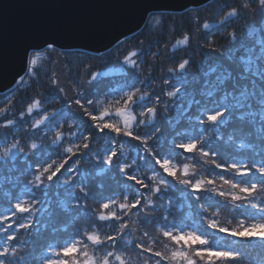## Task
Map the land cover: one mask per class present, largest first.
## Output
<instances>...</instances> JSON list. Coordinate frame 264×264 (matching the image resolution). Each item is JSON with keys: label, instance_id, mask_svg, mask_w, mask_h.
I'll use <instances>...</instances> for the list:
<instances>
[{"label": "snow or ice", "instance_id": "6c2138e0", "mask_svg": "<svg viewBox=\"0 0 264 264\" xmlns=\"http://www.w3.org/2000/svg\"><path fill=\"white\" fill-rule=\"evenodd\" d=\"M213 7V16L218 17L215 24L200 23L198 14L190 17L197 23L196 33L207 30L202 40L191 31H184L175 43L165 44V49L174 53L195 42L198 50L218 52L233 61L238 51L234 25L250 13L261 18L264 30V0H217ZM155 21L159 26L156 31L163 32L164 19L156 17ZM229 27L232 31H228ZM256 31L253 28L248 36ZM217 33L232 47H217ZM70 35L64 28L38 32L37 43L25 46L21 52L23 67L12 81L15 87L9 91L14 94L16 88L24 85L25 75L35 76L37 61L59 52L56 45ZM256 44L258 50L255 45L246 47L247 55L239 58L244 67L238 77L220 63L204 71L199 99L184 92L188 83L184 73L192 62L190 57L167 68L176 81L170 84L171 77L165 78L163 83L169 89L157 94L152 90V68H148L146 76L142 57L159 59V47L149 52L143 48L121 52L118 46L114 54L120 58L121 70H128L124 75L130 79L103 97L94 89L107 73L92 71L91 65L84 64L83 76L77 74V79L66 81L74 93L71 97L62 86L60 74L53 70L47 79L50 90L43 102L33 96L13 117L7 115L9 107H0V129L6 130L0 134V162L15 163L20 158L26 166L21 174L31 177L24 183L21 195L14 202L8 201V206L0 211V234L4 235L0 264H33L24 254L29 241L18 236L32 234L39 222L38 214L47 211L43 198L54 186L65 194V211L83 212L89 208V200L97 201V193L89 188L86 161L93 172L99 169L106 174L115 170L122 181L119 193L98 201L99 209L104 211L94 213L98 221L108 222L111 231L101 233L86 227L70 240L50 245L36 264H264V259L258 262L251 255L256 249L264 254V38L257 39ZM185 96L186 105L177 110L190 130L172 126L166 133L163 114L171 111L174 101ZM48 103L59 104L60 108L48 111ZM73 106L78 109L79 118ZM69 117L75 123H70ZM29 119L32 123L26 131L32 136L40 135L41 142L32 140L26 150L23 138L12 133ZM230 121H238L241 127L225 136L222 129ZM65 124L69 125V136L63 132ZM236 131L243 136L237 137ZM49 132L52 139L45 145ZM97 138H106L102 151L94 150ZM65 141L69 146L64 147ZM241 149H249L250 154L237 158ZM130 151H135V156ZM180 158L194 163H182ZM197 165L207 175L197 172ZM176 184L183 186L189 207L201 204L202 211L190 225H177L168 214L154 215L156 201ZM201 202L208 207L204 208ZM221 206L240 210L242 218H237L235 226L232 219L226 223L219 220ZM210 208L216 210L209 213ZM154 220L158 222L153 224ZM137 224L147 227L134 237ZM148 227H154L156 235ZM221 234L230 238L228 244L221 243Z\"/></svg>", "mask_w": 264, "mask_h": 264}, {"label": "trees", "instance_id": "16d2710c", "mask_svg": "<svg viewBox=\"0 0 264 264\" xmlns=\"http://www.w3.org/2000/svg\"><path fill=\"white\" fill-rule=\"evenodd\" d=\"M217 0H212L206 5L198 7L196 9H189L182 13H152L148 16L147 21L143 28L133 36L124 39L123 44L118 43L112 49L111 55L109 51L103 53V55H92L83 51H60L52 54L50 58L41 57L34 66L35 76L29 77L25 75L26 83L16 88L14 94L10 91L0 94V107H9L7 115L13 117L14 114L22 110L26 105L25 101L30 100L33 96H39L42 99L49 93V87L47 85V79L51 76L53 70L60 74L62 86L68 91V96L74 95L71 92L70 85L66 83L69 79H77V74L83 76L84 64L91 65L92 71H99L101 73H107L106 76L100 78L99 85L95 92H97L101 97H103L105 92H109L114 88H118L125 83L126 77L124 73L128 70L120 68V58H118L114 53L116 47H120V51L123 52L124 49H134L143 48L145 52L156 51L159 47L161 52V57L159 59H152L151 56L142 57L145 61V75L147 76L148 68H152V90L157 94L160 93L161 89L165 91L169 89V85L163 83L164 79L171 77L170 84L175 83L176 77L172 74L167 73L168 67H173L177 62L184 58H191V63L188 69L184 73V79L187 80V84L184 85V92L191 93L194 98L199 99V92L201 90L204 76L203 72L207 71L210 67L215 66L216 63H220L223 68H227L233 73L234 77L242 72L244 65L240 62L239 58L246 56V47L256 46L257 50L259 45L256 44L257 39L264 38V30L261 29V18L257 16H252L250 13L235 24L234 27L237 31L238 39L235 47L238 49L235 53V59L233 61L227 60L225 57H221L218 52H212L211 50L205 49L200 51L196 48L195 42L191 43L189 46H181L174 53L166 50L164 45L175 43V40L180 38L184 31H191L196 35V39L202 40L203 32L207 30H202L201 33H196L197 23L195 20L190 19V17H195L198 14V19L200 23H210L215 24L218 17L213 16V12L216 10L213 5H215ZM222 2H229V0H222ZM162 17L164 19L165 28L163 32H157L156 29L159 27L156 24L155 18ZM253 28L257 29L251 37L248 36V32ZM215 31V29H212ZM228 31H232V27L228 28ZM215 39L217 40V47H232L227 40H224L219 33H217ZM143 42V43H141ZM243 44L245 47H240ZM61 53H67V55H62ZM83 53V55H80ZM70 74V75H69ZM215 77L213 74L212 78ZM230 83V82H229ZM243 83V82H241ZM139 86V85H138ZM187 96L184 99H178L173 102L171 106V111L163 114V127L167 133L172 126H176L180 130H190L187 121L181 117V113L177 110L178 108L186 105ZM10 100V104H6L5 101ZM48 111L60 108L59 104L48 103L45 105ZM35 112V110H34ZM73 112L79 118L80 113L75 106H73ZM87 120V117H84ZM179 121V122H178ZM70 123H75L69 117ZM178 122V123H177ZM32 123L31 119L27 123L21 122L18 129L12 133L17 138H23V146L26 148L32 140L40 143V135L32 136L26 129ZM54 127V125H53ZM241 127L240 123L230 121L227 126H225L222 131L225 136H227L234 129H239ZM245 130H249V126L243 125ZM6 130L0 129V134ZM45 131H48L45 129ZM63 132L65 136H69V125L65 124L63 127ZM194 134V133H193ZM237 137H242L243 133L241 131H236ZM12 135H9L8 142H12ZM52 139L51 132L48 133V137L43 141L45 145L49 144ZM106 139V138H104ZM104 139L97 138V143L94 145V150L102 151L104 147ZM250 142V141H246ZM69 146L68 142L65 141L64 147ZM54 147V146H52ZM62 151V149H61ZM132 156H135V151H130ZM250 154L249 149H241L237 154V158H245ZM181 162L193 164L194 161L187 160ZM31 162V158H30ZM25 164L22 159L17 158L15 163L0 162V211L8 206V201H13L14 198L21 195V189L24 183L31 179L30 176L22 175L21 173L25 170ZM84 168L88 170L89 175V188L91 191L97 193V201L89 200V208L86 211H65L62 208V204L66 197L62 189L53 187L49 190L47 197H44L45 203L43 205L47 211L38 214V223L34 225V229L31 235H19L18 239L29 241L27 245L26 254L28 258L36 264L40 257L44 255L46 250L50 245H59L65 241L70 240L78 232L82 231L84 228H92L93 230H98L101 233L110 232L111 228L108 227V222L98 221L94 217V213L97 211H104L99 209L98 201L114 193H119L122 189L120 184L119 175L113 170L111 173H101L99 169H95L93 172L92 165L87 163L84 164ZM197 172H202L199 165L196 167ZM214 172H219L218 169H213ZM202 174L207 175V173L202 172ZM171 179V178H169ZM219 185V181L217 182ZM103 185V188L100 187ZM227 187V186H225ZM183 186L176 184L175 187L166 193H164L163 199L156 201L157 211L154 214L156 217H160L162 214H168L169 220L174 221L177 225L186 224L190 225L193 220L198 218L199 213L202 211L201 204L193 203L192 207H189V202L184 198L182 192ZM27 199V196L24 197ZM221 199V198H217ZM168 200H171V205L168 204ZM203 203V202H201ZM221 204L223 200L221 199ZM203 207L207 208L208 205L203 203ZM215 208L208 209L209 213L214 212ZM150 216L152 214H149ZM89 217H93L90 219ZM237 218H242L240 216V210H232L231 207H220L219 220L222 223H226L228 219L233 220V225L235 226V221ZM135 219V217H133ZM154 220L153 224H155ZM138 231L134 234L139 236L144 230L145 225L137 224L135 225ZM153 235H156L154 227H148L147 229ZM222 244H228L230 238L223 236L221 234ZM4 235L0 234V243H3ZM91 251V249H89ZM131 251V249H130ZM253 259L260 261L264 259V254L261 253L259 249L251 252ZM133 259L135 257L133 256Z\"/></svg>", "mask_w": 264, "mask_h": 264}, {"label": "water", "instance_id": "95a60500", "mask_svg": "<svg viewBox=\"0 0 264 264\" xmlns=\"http://www.w3.org/2000/svg\"><path fill=\"white\" fill-rule=\"evenodd\" d=\"M212 0H0V94L14 88L21 52L38 32L64 28L59 50L102 54L137 33L150 13H181ZM31 51V50H30ZM23 74V73H21Z\"/></svg>", "mask_w": 264, "mask_h": 264}]
</instances>
